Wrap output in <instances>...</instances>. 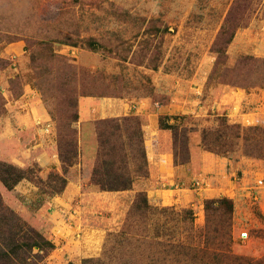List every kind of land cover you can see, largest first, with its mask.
Listing matches in <instances>:
<instances>
[{
  "label": "rangeland",
  "instance_id": "1",
  "mask_svg": "<svg viewBox=\"0 0 264 264\" xmlns=\"http://www.w3.org/2000/svg\"><path fill=\"white\" fill-rule=\"evenodd\" d=\"M224 28L235 36L216 46ZM259 49L264 0H0V164L29 171L12 190L0 182V193L55 246L42 264H264V121L246 125L213 111L226 87L264 91V57L253 53ZM245 57L258 62L241 64ZM87 97L150 98L169 107L159 127L172 135L175 165H189L193 148L225 158L228 192L198 195L188 206L172 204L177 197L167 192L161 203L144 122L130 116L79 128ZM119 124L122 130L108 127ZM100 134L116 151L114 169L133 180L130 190L102 192L92 184ZM39 143L54 147L59 169L40 166ZM70 145L76 157L65 173L60 151ZM93 161L91 171L79 168ZM189 175L180 189L212 191L200 170ZM58 177L67 185L57 194ZM142 193L154 210L134 209ZM222 198L234 206L232 256H221L227 228L208 222L205 208ZM207 230L216 241L194 239Z\"/></svg>",
  "mask_w": 264,
  "mask_h": 264
},
{
  "label": "crops",
  "instance_id": "2",
  "mask_svg": "<svg viewBox=\"0 0 264 264\" xmlns=\"http://www.w3.org/2000/svg\"><path fill=\"white\" fill-rule=\"evenodd\" d=\"M255 51L253 52L254 54L264 57L262 49ZM260 96L263 97L259 99ZM168 111L171 113L169 107L156 104L150 98L130 100L87 97L82 98L79 103V128L95 121L136 116L144 122L143 131L146 143H149L154 149L153 156L149 157V167L152 180L160 188L153 190L156 199L163 203L165 193L174 192L177 199H173L172 204L188 206L190 203L195 202L194 200H199L198 195L207 198L224 195L228 192L227 183H231L227 173L229 161L225 158H219L213 154L200 152L193 148L189 165H175L172 155V135L159 127L160 116L168 115ZM213 111L226 112L234 122L248 125L254 120L259 123L264 121V91L248 94L241 89L226 87L220 92V99L215 102ZM40 119L38 122L46 121L45 116H40ZM33 123L35 124L36 122ZM33 150L41 167L46 170L52 166L60 168L58 155L51 144L39 143V146H34ZM93 166L94 161L90 163L84 162L79 168L91 171ZM198 170L206 176L207 181L211 184L212 191L206 192L209 188H203L200 190L202 191L200 194H194L191 190L180 189L179 184H181L182 178L189 172V176L193 178V175ZM71 185L77 186V183H71ZM167 187H175V189L168 190L166 189ZM50 206L54 209L57 207L52 204ZM68 242H71V239ZM50 263L53 264L54 262L50 261Z\"/></svg>",
  "mask_w": 264,
  "mask_h": 264
},
{
  "label": "trees",
  "instance_id": "3",
  "mask_svg": "<svg viewBox=\"0 0 264 264\" xmlns=\"http://www.w3.org/2000/svg\"><path fill=\"white\" fill-rule=\"evenodd\" d=\"M234 36V31L231 32L230 29L224 28L219 35V40L217 41L216 46L223 43L224 40L225 45L223 46L229 45ZM254 62L258 61L249 57H245L241 60V64L243 63L247 65ZM115 121L125 123L130 122V119L128 117H124ZM108 127L110 129L122 130L121 124L117 126L110 125ZM161 127L163 129H170L168 125L164 126L162 124ZM135 135L137 137H141L140 131L135 132ZM103 136L104 134H100L101 150L98 152L99 165L94 169L92 184L98 187L102 192H122L130 190L133 185V180L130 177H127L121 170L114 169L115 162L111 159V156L115 154L116 151L113 147L108 145V138L104 139ZM74 147V145H70L66 150L62 149L60 151V160L65 168V173L67 172L65 166L70 167L74 164L73 160L76 157ZM75 148L77 149V144ZM105 157H109L107 158L108 160H105ZM27 173H29V171L16 169L15 167L7 166L3 163L0 164V182H2L8 190L14 189L18 183L27 179ZM57 179L60 180L62 184L59 191L56 192L58 194L65 189L67 180L63 177H58ZM141 208L145 211L154 210L148 204L146 195L143 193L138 196L134 209L138 210ZM205 208L208 222H211L209 221L211 218L212 220L217 219L218 223L227 228L224 234L225 245L222 248L223 252L221 256H232V238L230 229L234 211L233 203L226 198L210 200L206 202ZM216 230L217 228L215 231ZM202 237L205 238L206 242H210V239L216 241V238L214 239L215 236L213 237L211 231L208 230L206 234L204 232L199 234L196 233L194 239L198 240ZM54 249L55 246L51 241L28 225L25 220H23L14 210L4 203L0 193V264H42L47 259L49 253ZM203 253L209 258H213L216 257L217 252H215V250L213 252L207 250ZM82 264H103V262L87 259L84 260ZM257 264H262V261Z\"/></svg>",
  "mask_w": 264,
  "mask_h": 264
}]
</instances>
